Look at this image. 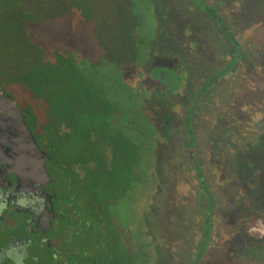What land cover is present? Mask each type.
<instances>
[{
	"label": "rangeland",
	"instance_id": "obj_1",
	"mask_svg": "<svg viewBox=\"0 0 264 264\" xmlns=\"http://www.w3.org/2000/svg\"><path fill=\"white\" fill-rule=\"evenodd\" d=\"M200 1L214 17L190 0L56 1L27 21L32 34L6 9L0 69L36 62L42 43L71 35L84 51L134 52L137 83L124 84L121 108L147 130L149 149L136 164L142 183L131 187L126 171L108 182L134 190L118 213L140 211L152 264H264V240L241 230L245 217L264 216V0Z\"/></svg>",
	"mask_w": 264,
	"mask_h": 264
},
{
	"label": "flooded vegetation",
	"instance_id": "obj_2",
	"mask_svg": "<svg viewBox=\"0 0 264 264\" xmlns=\"http://www.w3.org/2000/svg\"><path fill=\"white\" fill-rule=\"evenodd\" d=\"M233 44L238 48L235 41ZM0 91L21 109L26 128L46 158L47 174L32 181L25 157H20L21 150L12 147L13 140L6 139L9 136L0 128V192H8L6 206L11 208L0 213V264H95L100 257L95 259L92 251L100 249L99 244L103 264H152L153 243L142 229L140 211L134 217L129 210L126 215L117 211L121 201L131 207L133 188L121 195L117 188L109 186L111 176L103 175L104 181L96 182L93 156L86 162L78 160L77 151L68 148L73 140L67 126L60 125L52 138L44 126L30 123L18 101L1 88ZM111 117L113 131L106 135L123 138L115 144L124 149L114 152L129 173L128 184L134 187L142 183L136 164L149 149L145 142L149 133L137 122L134 112L124 110ZM183 126L188 131L187 120ZM91 136L92 144L105 147L100 135ZM102 152L109 174L113 169L109 165L111 150L103 148ZM21 194L28 200H41L42 204H14ZM144 237L147 240L143 241Z\"/></svg>",
	"mask_w": 264,
	"mask_h": 264
},
{
	"label": "trees",
	"instance_id": "obj_3",
	"mask_svg": "<svg viewBox=\"0 0 264 264\" xmlns=\"http://www.w3.org/2000/svg\"><path fill=\"white\" fill-rule=\"evenodd\" d=\"M56 1L72 8L77 0H0V4L6 3L0 7V13L9 9L7 13L15 14V17L26 22L28 28L25 33L32 34L34 24L27 21L36 19L33 16L35 13ZM190 1L208 16L214 17L213 8L203 5L200 0ZM257 1L263 0L255 2ZM34 5L40 8H35ZM85 15L83 18L88 19L92 14L87 12ZM0 18L5 19L8 16L0 15ZM71 36L62 38L63 45L57 48L50 46L46 48L45 43H42V48L39 49L40 57L36 58V62L29 61L28 64L13 70L8 68L5 74L0 69V88L18 101L30 123L39 127L44 126L45 132L52 138L55 137L60 125L67 126L73 140L71 148H68L77 151L80 162H86L90 155L93 156L97 168L95 181L102 183L105 179L103 175L114 178L116 171L120 176L124 174L123 171L128 172L125 166L122 167L124 164L118 158L119 154L114 152L124 149L115 144L117 139L122 141L123 138L106 134L113 131L110 127L111 116L124 111L121 106L127 101V96L123 92L125 85L127 90L129 85L134 83L135 86L137 83L135 78L139 73L135 60L137 58L134 52L130 57L127 52H114L113 48L112 51L111 48L84 51V46L70 44L73 40ZM134 36L135 34L132 37ZM75 38L78 39V36H74ZM82 40L78 41L83 42ZM108 44L110 45L109 42ZM2 65L0 61V67ZM125 110L133 112L131 108ZM92 133L95 136L100 135L105 147L92 144L93 139L90 137ZM103 148L111 150L109 165L113 169L109 174L105 170L107 161L105 162ZM241 230L251 240L263 241L264 216L245 217L241 223ZM95 264H103V255Z\"/></svg>",
	"mask_w": 264,
	"mask_h": 264
},
{
	"label": "water",
	"instance_id": "obj_4",
	"mask_svg": "<svg viewBox=\"0 0 264 264\" xmlns=\"http://www.w3.org/2000/svg\"><path fill=\"white\" fill-rule=\"evenodd\" d=\"M0 125H2L0 126L1 131L9 136L6 139L13 140L11 142L12 147L21 150L20 157H25L23 160L29 167L28 174H30L32 181L36 180V176H47L44 166L46 158L39 151L26 128L21 109L15 101H12L7 95L5 96L2 91H0ZM190 156L192 157L193 154Z\"/></svg>",
	"mask_w": 264,
	"mask_h": 264
},
{
	"label": "clouds",
	"instance_id": "obj_5",
	"mask_svg": "<svg viewBox=\"0 0 264 264\" xmlns=\"http://www.w3.org/2000/svg\"><path fill=\"white\" fill-rule=\"evenodd\" d=\"M7 196L8 192H0V213H3L5 211H11V208L6 206ZM13 203L20 207H29L35 204H42V201L38 199L28 200L21 194L20 198L13 201Z\"/></svg>",
	"mask_w": 264,
	"mask_h": 264
}]
</instances>
